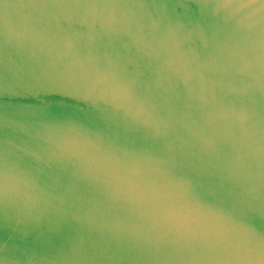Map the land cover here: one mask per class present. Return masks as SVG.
<instances>
[{
    "label": "water",
    "instance_id": "water-1",
    "mask_svg": "<svg viewBox=\"0 0 264 264\" xmlns=\"http://www.w3.org/2000/svg\"><path fill=\"white\" fill-rule=\"evenodd\" d=\"M0 264H264V0H0Z\"/></svg>",
    "mask_w": 264,
    "mask_h": 264
}]
</instances>
